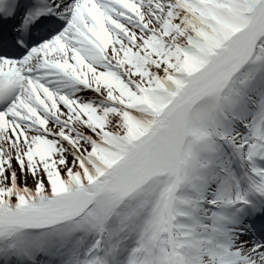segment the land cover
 Returning <instances> with one entry per match:
<instances>
[{"label": "snow or ice", "instance_id": "1", "mask_svg": "<svg viewBox=\"0 0 264 264\" xmlns=\"http://www.w3.org/2000/svg\"><path fill=\"white\" fill-rule=\"evenodd\" d=\"M0 264H264V0H0Z\"/></svg>", "mask_w": 264, "mask_h": 264}]
</instances>
